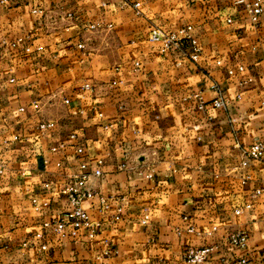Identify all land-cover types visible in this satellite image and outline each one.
<instances>
[{
  "label": "crops",
  "instance_id": "0c3cea01",
  "mask_svg": "<svg viewBox=\"0 0 264 264\" xmlns=\"http://www.w3.org/2000/svg\"><path fill=\"white\" fill-rule=\"evenodd\" d=\"M249 1L0 0V264H193L185 250L207 245L205 264L264 257V156L241 164L264 135V12L254 24ZM187 25L198 61L150 40ZM84 159L102 170L84 202L95 233L61 238L44 222L71 208L59 191Z\"/></svg>",
  "mask_w": 264,
  "mask_h": 264
},
{
  "label": "built area",
  "instance_id": "2783aa9c",
  "mask_svg": "<svg viewBox=\"0 0 264 264\" xmlns=\"http://www.w3.org/2000/svg\"><path fill=\"white\" fill-rule=\"evenodd\" d=\"M244 2V0H239ZM141 2L136 1L132 3L137 14H140ZM246 9L249 13L250 19L254 24H258L261 19V15L264 12L263 0H252L247 2ZM38 11H42L39 9ZM68 15H72L69 13ZM228 23H232L233 19L228 18ZM100 26L99 23L91 24L92 28ZM194 26L187 25L176 31L166 32L158 26H154L149 34L150 40L160 44V49L162 52L166 53L169 51H174L180 49L184 46H189L190 48V58L193 61H198L201 53L202 46L198 40L197 35L194 33ZM83 47V43L79 44ZM136 66H140V62H136ZM245 67L239 65L237 68H230L228 70L230 75H234L237 72H243ZM88 86V85H87ZM66 103L70 100L66 99ZM213 104L217 108L225 107L226 103L224 100L223 90L219 89V96L214 99ZM264 106V101L262 102ZM201 106H203V101H201ZM51 124V123H49ZM43 127L47 124H43ZM76 134L73 133L70 137V144L75 146L76 152L78 154H83L85 152V147L82 144H76ZM264 156V135L261 139L250 144L247 148L243 150V158L241 161L242 166L248 167L251 160L261 159ZM79 171L71 174L70 179L66 182L60 189V194L69 200L71 208L65 211H61L58 215L52 217L51 219L44 222V227L51 229L53 232L57 233L61 238H67L69 236L78 237L81 232L87 233L89 236H93L95 233V225L90 220V213L86 207H84V202L91 199L96 194L95 188L92 186V177H98L102 174L101 169L92 170L90 163L84 159L79 164ZM250 178L249 174L243 176L244 183ZM44 185L48 187L50 181H45ZM34 206L37 210L40 209L41 205H48V201L40 202L37 198L33 200ZM253 207V203H247L243 208H237L235 212L241 214L244 208L249 209ZM216 229V227H214ZM189 232H194V226L192 224L188 227ZM180 232V230H179ZM38 237H42L39 233ZM249 236L246 232L242 230H234L228 234L227 242L231 248H244L248 243ZM42 249H47V245L43 244ZM218 249L217 245H207L204 247H188L183 255L185 261L193 264H205L212 254ZM217 264H264V257L260 260H254L250 255H240L237 257H229L227 254L223 253L218 260Z\"/></svg>",
  "mask_w": 264,
  "mask_h": 264
}]
</instances>
